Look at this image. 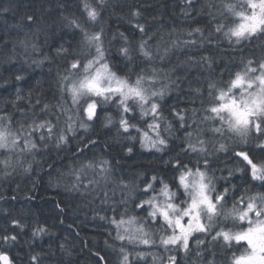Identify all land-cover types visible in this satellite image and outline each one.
<instances>
[{"label": "clouds", "instance_id": "1", "mask_svg": "<svg viewBox=\"0 0 264 264\" xmlns=\"http://www.w3.org/2000/svg\"><path fill=\"white\" fill-rule=\"evenodd\" d=\"M112 2L91 0L102 13V25L98 23L97 28H104V63L114 77L112 80L102 79V88H115L116 78L134 83L136 73L140 71V67L133 68L118 53V44L113 42L112 33L109 34L110 26L105 17L111 13ZM216 2L219 5L220 0ZM232 2L237 6L246 4V0ZM76 5L82 11L81 0H76ZM216 15L222 19L219 13ZM233 19L229 15L224 22L227 24ZM220 34L217 40L232 48L239 46L243 49L258 43L256 40L251 43L244 40L236 45L223 33ZM144 38L147 39L146 36ZM255 52L252 58L258 60L259 51ZM92 55H95L94 49ZM57 59L60 61L57 72L69 79L63 81L64 87L60 88L56 73V82L51 85L54 88L52 99L45 102L40 98L37 109L36 98L35 103H28L19 119L15 117V113L21 111L19 103L18 106L11 105L7 111L0 105L4 124L14 131H22L23 136L36 145L31 153L21 152L19 148L11 153L13 158H20L18 167L39 164L35 153L42 149H55L58 155L63 154L66 160L71 161L69 168L74 166L77 158L106 160L108 163L103 166L106 172L97 166L88 170L80 181L74 182L77 191L88 195L111 192L116 197V206L122 209L119 217L125 212V218L135 216L140 226L136 235L139 240L146 239L149 243L145 245L139 240L124 242L133 264H234L238 257L246 255L249 252L247 241L235 237L252 229L264 230V111L252 117L247 128H233L228 112L217 115L209 111L207 85L200 86V94L191 90L194 101L199 102L197 107L173 110L166 107L167 99L180 85L174 79H165L164 71L160 72V78L152 89L163 87L167 90L163 95L151 97L152 89H149L150 99L143 105L135 98L122 103L120 94L111 91L93 95L84 90L74 97L68 86L75 83L79 88L80 81L86 76L91 77L93 72L83 71V64L87 62L84 56L80 57L77 69L71 67V52L63 59ZM154 63L157 65L158 60ZM141 66L145 71L150 70L146 65ZM256 67L257 72L250 73V76L259 74L258 65ZM243 70L244 64L240 60L230 72L233 75L223 77V81H229L235 72ZM244 92V89H236L233 95L240 101ZM152 102L159 105L155 116L151 112ZM46 103L49 104L47 109L43 107ZM212 103H218L214 97ZM90 104L95 105L91 119L86 111ZM68 115H71L74 125L71 132L67 127ZM122 119L128 121L127 132L120 127ZM42 120L49 124L35 126ZM257 124L260 125L259 131ZM49 125L54 129L51 140L48 139ZM61 132L66 139L57 146L56 137ZM141 132L152 136L155 146H145L141 142ZM41 136L44 140L40 139ZM3 158L4 154H0V159ZM125 164L134 166L125 168ZM105 176L110 179L105 180ZM90 181L94 183L89 184ZM81 184L89 187H79ZM105 223L111 224L110 218ZM109 234L114 242H118L114 243L118 248L120 242L113 239L115 235L111 232ZM225 234L229 237L227 240ZM176 236H180V240L175 245L171 242L164 244L165 240L170 241ZM114 250V264H118L120 254Z\"/></svg>", "mask_w": 264, "mask_h": 264}, {"label": "trees", "instance_id": "2", "mask_svg": "<svg viewBox=\"0 0 264 264\" xmlns=\"http://www.w3.org/2000/svg\"><path fill=\"white\" fill-rule=\"evenodd\" d=\"M208 2L193 0L195 6L189 7L187 0H113L111 13L105 17L110 35L123 32L139 39L142 34L134 27L139 20L149 33H156L157 38L163 35L167 40L171 38L169 33H173L183 40L197 41L195 45L174 48L156 65L168 71L171 79L180 85L167 99L166 107L173 110L197 107L199 102L193 99V88L206 87L209 77L219 78L223 74L226 78L242 56L257 51L255 45L233 49L218 41L221 34L215 32V24L220 18L216 15L213 19L207 8L201 11V5ZM211 2L217 3L216 0ZM5 8L8 10L3 11ZM129 8L138 10L141 15L132 17ZM79 12L76 0H0V105L7 111L11 104L6 101L22 95L24 99L18 102L21 111L15 113L17 119L37 97L45 102L52 99L54 88L51 85L60 64L56 49L62 44L65 47L75 44L73 30L65 27L63 18ZM211 12L216 13V9ZM197 27L202 33L186 35ZM210 32L211 42L206 39ZM114 43L119 44V39ZM201 56L212 57L211 68L195 62ZM17 74L23 79L17 80ZM35 155L40 163L33 164L28 172L24 171L27 164L15 171L9 169L13 172L10 177L0 171V234L7 229L17 236L16 241L8 244L0 241V250L9 256L11 264H29L30 256L36 253L41 264H114L115 250L107 247L105 241L118 243L109 234L115 235V229L99 217L119 219L122 209L116 206V197L111 192L101 191L91 195L96 198H91L73 189L71 182L75 177L60 176L61 172L70 171L71 161L63 154L58 155L55 149H42ZM129 166L134 165H123ZM27 173L29 175L24 176ZM103 192L106 193L104 199ZM12 219L24 227L14 228ZM37 225L45 227L47 232L33 237Z\"/></svg>", "mask_w": 264, "mask_h": 264}, {"label": "snow or ice", "instance_id": "3", "mask_svg": "<svg viewBox=\"0 0 264 264\" xmlns=\"http://www.w3.org/2000/svg\"><path fill=\"white\" fill-rule=\"evenodd\" d=\"M189 7H194L193 0H187ZM82 11L78 15H72L71 17L65 16L63 19L66 21L65 27L73 30V35L75 37L74 46L65 47L63 44L56 49V58L63 59L69 52L72 53V62L71 67L77 69L80 67V57L84 56L87 60L83 64V71L88 73L93 72L91 77H85L84 80L80 81V86L77 88L75 83L69 85V91L73 96H77L80 92L87 90L93 95H104L106 92H117L120 94L121 102L124 103L130 98H135L140 101L141 105L146 104L150 96L155 97L157 95H163L167 90L166 88H161L159 90L152 89L154 82L160 78V72H165V79H170L168 71L157 68L154 63L155 60L164 61L174 48L187 45H195L196 40H183L179 35H173L169 33L170 39L165 40L163 35H159L157 38L156 33H149L144 24H141L139 20L136 21L134 27L142 34L139 39L129 38L123 32L117 34L116 32L112 33V40L117 41L119 39L120 43L118 44L117 51L125 59H127L133 68L140 67V71L136 73L135 82H131L128 79H119L116 78V87L115 88H102L100 82L104 78L112 80L113 74L109 72V67L104 63L105 49H104V37L105 31L103 26L97 28V24L101 23L102 25V13L101 11L91 3V0H81ZM204 8L209 9V14L213 16V19H216V14L222 17L215 24V32L223 33V35L230 41H234L236 45L241 44L244 40H249L250 43L253 40L258 41L255 44L256 49L259 51V59L254 60L252 56L256 55L254 51L248 57H241V62L244 64L243 71H237L234 74V77L229 81H223V74L219 78L209 77L207 79V89L209 97V111L219 115L223 112H228L231 120L230 126L236 129L241 127L247 128L251 123V118L256 116L258 113L264 111V0H246L245 5L237 6L236 3H233L232 0H220L219 5L217 3H212L209 0L208 3L201 5V11ZM215 8L216 13H212L211 9ZM5 8L3 11H7ZM132 17H139L141 13L138 10H132L129 8ZM185 14L186 10H185ZM227 14V15H226ZM232 16L235 19L230 23H225L227 16ZM31 19V17H29ZM227 28V31H225ZM175 31V30H173ZM194 33H202V29L197 27L188 31L187 36L191 37ZM147 37L145 39L144 37ZM211 32L206 38L211 42ZM155 40V43L152 41ZM22 43H25L22 41ZM25 46H27L25 44ZM35 48V45H32ZM93 49L95 50V55H92ZM235 49V47H233ZM10 59V58H9ZM44 59H49L44 57ZM192 58L189 57V60ZM35 62V61H34ZM196 63L207 64L209 68L212 67L213 59L211 56H201L199 60L195 61ZM39 63H42L40 61ZM141 65H146L149 71H145L144 67ZM259 68V74L250 76V73H256L257 67ZM232 76V73H229ZM58 77V87L63 88V81L68 80V76H61L57 72ZM17 80L23 79L19 74L16 75ZM56 82V81H53ZM149 89H152L149 96ZM244 89L245 92L242 93V99L237 101L233 95V90ZM192 91L196 94H200L202 91L201 87H195ZM31 96V91H30ZM215 98V101L218 103H212V98ZM24 97L22 95H16L13 99L6 101L13 106H18V102L22 101ZM226 101V102H225ZM40 98L37 97L36 104L40 105ZM43 107L47 109L49 104H44ZM159 105L156 102L151 103V112L153 116L157 114ZM95 105L90 104L89 108L86 111L89 113V119L92 118L94 114ZM67 112V109H65ZM124 111L127 112L128 108L125 107ZM195 111V110H194ZM4 117H0V154H4V158L0 159V171H3L5 176L11 175L12 171H15L18 167L17 161L19 157L13 158L11 153L14 152L16 148H19L21 152H29L36 147L35 144L31 143L27 137L23 136L22 131H14L11 127L4 124ZM69 121L67 127L68 131L73 130V122L71 115L67 116ZM180 119H184L183 116H180ZM221 119H223L221 117ZM20 123V122H18ZM46 124H49L48 121L42 120L37 127H44ZM81 123V127H83ZM152 125L150 124L149 127ZM21 129H23V124H20ZM120 127L124 132L128 131V121L121 120ZM257 131L260 129V125L257 124ZM47 131L49 133L48 139H52V133L54 131L51 125L48 126ZM29 136L32 133L28 134ZM41 140H44V137H40ZM66 137L61 132L56 137V145L59 146L65 141ZM141 142L145 146H155V141L152 139L147 132H141ZM94 143V142H93ZM244 157L243 153H238ZM245 159L247 157H244ZM108 162L103 158H94V159H79L74 162V166L70 167L68 173H60V176L72 175L75 177V181H80L87 174L88 170L94 169L97 166L101 167V171H107L103 166ZM30 165L28 168H24L25 172L30 170ZM255 170V166H253ZM105 180L110 179V177L105 176ZM94 183L90 181L89 184ZM71 187L75 190H78L77 184L73 181L71 182ZM85 189L89 187L88 184L82 185ZM86 194V193H82ZM187 214V213H186ZM127 213H121L119 219L111 218L110 223L114 226L115 236L114 240L119 241V246L114 243H109L105 241L107 247L118 250L120 258L118 264H133L131 260V254L125 246V241L132 243L139 240V237L136 233L140 230V226L137 225L135 216H129L125 218ZM165 219H167L166 214ZM100 220L106 221L109 220L107 216H100ZM14 228H23L24 225L16 219L11 220ZM180 227L179 222L177 224ZM264 230L261 229H252L249 232L243 233L236 236L237 240H245L249 246V252L246 255L238 257L234 264H264V234L261 232ZM47 229L43 226L37 225L33 230V237H39L42 234L46 233ZM229 237L225 234V240ZM17 236L11 234L7 229H5L4 234H0V241L4 244L16 241ZM180 240V236H176L174 239L165 240L164 244L167 245L171 242L175 245ZM140 243L147 245L148 240H139ZM187 237L185 236V245L187 246ZM139 255H143L140 253ZM103 259V257H102ZM31 264H41L39 254H33L30 256ZM0 264H11L9 256L0 250Z\"/></svg>", "mask_w": 264, "mask_h": 264}, {"label": "rangeland", "instance_id": "4", "mask_svg": "<svg viewBox=\"0 0 264 264\" xmlns=\"http://www.w3.org/2000/svg\"><path fill=\"white\" fill-rule=\"evenodd\" d=\"M30 173V172H29ZM29 173H27V174H24V176H27V175H29ZM13 174V172H11V175ZM11 175H7V176H5V177H10ZM3 178H4V176H3ZM88 195V194H87ZM102 195V199H104V197L106 196V193H102L101 194ZM89 197H93V198H96V195H93V196H91V195H89Z\"/></svg>", "mask_w": 264, "mask_h": 264}]
</instances>
